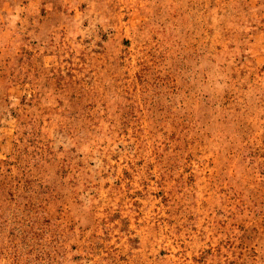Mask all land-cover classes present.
I'll list each match as a JSON object with an SVG mask.
<instances>
[{"label":"rangeland","instance_id":"374dc122","mask_svg":"<svg viewBox=\"0 0 264 264\" xmlns=\"http://www.w3.org/2000/svg\"><path fill=\"white\" fill-rule=\"evenodd\" d=\"M0 264H264V0H0Z\"/></svg>","mask_w":264,"mask_h":264}]
</instances>
